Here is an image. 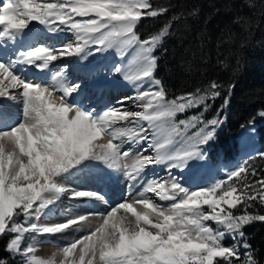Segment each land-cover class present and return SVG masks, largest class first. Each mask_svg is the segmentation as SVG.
<instances>
[{"label": "snow or ice", "instance_id": "obj_1", "mask_svg": "<svg viewBox=\"0 0 264 264\" xmlns=\"http://www.w3.org/2000/svg\"><path fill=\"white\" fill-rule=\"evenodd\" d=\"M168 11L152 0H0V41L23 49L8 60L0 50V99L22 106L15 117H0V238L10 235L3 245L8 255L0 256V264H14L17 256L23 257L22 264H259L243 229L264 222V174L246 160L225 180L198 190L185 187L174 174L205 158L204 146L223 123L220 113L235 84H229V95L212 119L204 113L221 96L223 86L216 80L203 90L168 98L155 76L154 50L169 25L143 38L136 31L143 19ZM34 24L42 26L41 35L28 43ZM112 48L121 56L136 53L129 64L112 70L137 89L131 99L140 110L125 106L128 97L101 112L70 100L81 85L66 82L64 69L71 61L65 58L86 59ZM25 67L42 76L51 73L52 83L18 75ZM57 93H62L58 100ZM191 109L202 110L176 119ZM259 157L264 159V152ZM90 160L121 172L129 188L142 184V191L103 212L43 222L67 194L73 201L107 204L99 193L60 182ZM158 166L166 177H147V169ZM257 205V211H250ZM238 206L243 211L237 215L232 210ZM91 216L99 222L60 247L58 259L38 257L31 244L22 247L25 234L80 232ZM228 237L235 242L226 244Z\"/></svg>", "mask_w": 264, "mask_h": 264}, {"label": "trees", "instance_id": "obj_2", "mask_svg": "<svg viewBox=\"0 0 264 264\" xmlns=\"http://www.w3.org/2000/svg\"><path fill=\"white\" fill-rule=\"evenodd\" d=\"M152 3L167 6L169 11L157 18L143 19L136 31L143 38L169 25L168 35L154 53L158 61L155 76L162 81L169 99L203 90L216 80L223 87L221 96L210 102L206 117L211 119L229 95V84H235L230 102L221 113L225 115L223 128L208 149L207 158L212 163L221 159L236 162L238 132L249 128L251 121L264 112V0H152ZM256 132L261 153L264 122L257 123ZM259 153L247 161L264 174V159ZM259 208L257 205L250 211ZM232 211L238 215L243 209L238 206ZM243 230L256 259L263 264L264 222ZM9 238L10 235L0 238V256L8 255L3 245ZM22 261L16 257L14 264Z\"/></svg>", "mask_w": 264, "mask_h": 264}, {"label": "bare ground", "instance_id": "obj_3", "mask_svg": "<svg viewBox=\"0 0 264 264\" xmlns=\"http://www.w3.org/2000/svg\"><path fill=\"white\" fill-rule=\"evenodd\" d=\"M33 26H35L34 28L35 31L34 33L31 34L29 40L27 41L28 43H31L33 39L41 35L42 26H39L38 24L37 25L34 24ZM61 35H64V34H61ZM0 50H3L4 58L5 60H8L9 58L11 59L15 58L14 56L15 51L23 50V49L18 48V45H16L12 41H7V42L0 41ZM112 50H114V48L108 50L109 57L105 62L94 61V63L90 64L86 68H82L81 58L76 57V56L71 57V59L74 60V63L69 67V69L71 73L75 74V77H77L76 83H80L81 86L77 93L72 94L70 100L74 102L76 105L82 107L84 110L95 109L97 112H101V110L105 107L108 108V107L120 106V103L119 105H117L116 103L117 101L116 97L119 94H121V92L123 91H124V94H126V92L130 94L126 96L129 99L125 102V106L128 107L129 109H133V111L140 110L136 106V103H134L133 100L131 99L132 97H135L137 94V89L133 86L132 83H129L126 80L124 82H119L118 76L109 74V76L105 77L104 79L99 78L100 80L97 81L94 85L89 84L95 72L97 73L98 70L100 71L101 69L111 68L110 67L111 66L110 55L112 54ZM132 54L136 55L134 51L128 50L127 56L118 58L116 60V63L126 64V58H128L129 55H132ZM20 72H23V74L32 73V75H35L37 79H39L38 83L42 81L45 84H49V85L52 83L51 73H49L47 76H42L33 71H29L26 67L22 68ZM83 73L85 74V76L82 78L81 74ZM40 77L43 79H40ZM66 82L72 83V81L68 80V78L66 79ZM73 82L75 81L73 80ZM145 87H147V84L145 85ZM107 93H110V96ZM60 95H62V93H57L55 98L58 100ZM113 99H114V103L112 101ZM21 107L22 106L20 105L19 101H13L9 99H0V117H2L4 114H6L9 117H15L21 111ZM202 161L203 160H199V159L192 160L190 161V165L186 167L182 173L178 172L180 182L185 187L191 186L192 180H194L196 173L200 170L202 166ZM146 174H147V177L148 176L149 177L150 176L151 177L153 176L166 177V173L163 170L162 166L149 168L147 169ZM72 179L73 180L70 179V181H68V179H66V181L65 179L64 180L61 179L60 182L62 184L68 183L66 184V186L69 188H76L77 190L91 191V192H96V193H98L97 185L101 186V187L99 186V190H102V191L104 190L105 192H109L111 189V185H113L114 190L112 192V195H108L107 193L104 192V196L107 197V199L104 198V196L100 194L103 197V199L107 201V204H105L102 201H93L91 199H84L80 202L71 200L73 205L70 204L68 206V207H71L70 208L71 210L68 209L67 211L60 213V215H62L61 219L63 218L66 219L67 217H75V216H78L80 214H84L87 212H103L105 209H107L106 207L108 206L110 200H111L110 202L112 203H113V198L115 200H119V193L117 192L118 187H119V185L117 184L118 183L117 181L119 180L106 181L104 182V184H101V180L95 183L82 181L81 183L75 184L74 178ZM123 183H126L127 186H125L126 191H124L125 193L122 194L121 201L124 199V197H127L129 193L135 196V195H138L142 191V188H143L142 184H137L135 187L129 188L126 180H124ZM148 195L151 196L157 202H159L157 198L153 196V194L149 193ZM65 198H66L65 195L62 196L61 199L57 201L55 205L52 206V210L53 209L58 210V208L60 207V205L62 204ZM117 203H119V201H117ZM159 203H166V202H159ZM98 222H99V219L97 216L89 217L87 221L80 226V232H76L75 230H72L68 232L67 234L59 235V238H58L60 239L59 244H57L56 246L53 245L52 247H50V246L43 245V244L38 245L36 248V255L40 258H45V259L47 258L58 259L59 257L57 253L60 247L64 246L67 241L73 239L74 237H78L79 235H82L84 228L91 229Z\"/></svg>", "mask_w": 264, "mask_h": 264}, {"label": "rangeland", "instance_id": "obj_4", "mask_svg": "<svg viewBox=\"0 0 264 264\" xmlns=\"http://www.w3.org/2000/svg\"><path fill=\"white\" fill-rule=\"evenodd\" d=\"M108 50L103 52V53H96V54L90 55L86 59H82L81 60L82 68H86L90 64L94 63V61L105 62L108 59V57H109L108 53H107ZM112 52H114V53H112L110 55V58H111L110 59V62H111V66L110 67L111 68H109V69H106V68L105 69H101L100 71L98 70V72L96 74H94V77L92 78L91 82H89L91 85H94L96 83L95 81H96L97 78H101V79L103 78L104 79L105 77L109 76V74H113V75L118 76L119 77L118 78L119 82H124L125 81L123 76H121L119 74H115L114 71L112 70L113 67L115 65H117L116 60L118 58H120V57H124L125 54L123 56H121L116 51L115 48H114V50H112ZM125 56H127V53H126ZM135 56H136L135 54L129 55V57H128L129 59L127 60L125 65L129 64V62L132 61ZM68 60L72 61V62H70L71 63L70 66H71L74 63V60L71 59V58H68ZM69 67H65V69H64L65 78L66 79L68 78V80L72 81V83H76L77 77H75V74L71 73ZM56 70H58V69H56ZM72 75H74V76H72ZM32 76L37 79V77L35 75H32ZM84 76H85L84 73L81 74L82 78ZM73 80L75 82H73ZM99 80L100 79H98L97 81H99ZM107 94H109V96H110V93H107ZM123 94H124V91L121 92V94H119L116 97L117 105H119V102L124 97H126L127 95H130L128 92H126V94H124V95ZM112 101L114 103V99ZM117 107H119V106H117ZM106 109L107 108L105 107L101 111H104ZM130 110H133V109H130ZM201 110L202 109H191V110H188L185 113L177 114L176 119L177 120L186 119L188 116H192V115L198 114ZM208 113H209V111L204 113V118L205 119H207L206 116H207ZM220 115H221V118L223 119V123L219 127H217L214 139L209 141V143L204 146V153H206L207 150L210 148V146H212V144L215 141L216 135L223 128V124L225 122V115H222L221 113H220ZM215 117H213V118H215ZM263 121H264V116H261L260 113H259V115L257 117V120L256 121H252L251 124H250V127L248 129H242L240 131V133H239V135L237 137V140L239 141L240 153H239V156H238V159H237L236 162H233V164H232L230 162L221 160V161H218V163L213 165L210 162L209 159L204 158V164H203V161H202V164H203L202 168H200V170L196 173V176H195L194 180H192L191 186H189V188H192V190H198V188H206V187H209V186H211L212 184H214V183H216L218 181L225 180L226 179V174L229 171L236 169L237 163H239L240 161H244L247 158L251 157L252 155L258 153L260 151V149H259V145H258V141H257V135H256V127H257L256 124L258 122H263ZM124 147L128 148L130 146L125 144ZM134 153H135V150H134ZM189 165H190V162H189ZM222 171H223V174L221 173ZM178 172H180V171L177 170L174 174L177 175V177L179 178ZM220 174H222V175H220ZM71 177L74 178V180H75L74 183L75 184L76 183H81L82 181H84V182H94L95 183V182H98L100 180H101V184H104V182H106V181L119 180V181H117L118 182L117 184L119 185L118 190H117V192L119 193V200H115L113 198V203L110 202L111 201L110 200L108 205H113L114 206L115 204H117V201L120 202L121 199H122L121 198L122 194L125 193L124 191H126L125 190V186H127V185H126V183H123V181L125 180L124 175L121 172L114 171V170L106 167L105 164L103 162H101V161H97V160L84 161V162H82V165L78 166L75 169H72L71 173L68 174L66 176V178H63L62 180H64V179H65V181H66V179H68V181H70V179L73 180ZM66 184H68V183H66ZM66 184H64V185H66ZM97 186H98V193L101 194L102 196H104V192L105 191L104 190L103 191L99 190V186L100 185H97ZM113 190H114L113 185H111L110 191L109 192H105V193H107L108 195H112ZM68 195H70V194L65 195L66 198L63 200V202L60 205V207L58 208V210L53 209L52 211L48 212L45 217H42V221L43 222H45V223H56V222H63L64 221L65 218L61 219L62 215H60V213H62L64 211H67L68 209L71 210L70 209L71 207H68V206L70 204L73 205L71 200L68 198ZM104 198L107 199V197H105V196H104ZM18 219H20L22 221L23 218L20 217ZM208 223L210 224L211 227H213V228L216 227L214 222L209 221ZM255 223H259V222H253V223H250L249 225H246V226L254 225ZM88 230H89V228H84L82 235L84 233H86ZM59 235H61V234H56V235H52V236H49V235L38 236L37 234H34V233L25 234V236L22 239V247H27L29 244H31L35 248H37V246L40 245V244L47 245V246H50V247H52L53 245L56 246L57 244H59V240H60V239H58ZM227 242L234 243L235 241H233L231 239V237H228L225 240V243H227ZM17 257H19L21 259V261L23 260L22 256H17Z\"/></svg>", "mask_w": 264, "mask_h": 264}]
</instances>
